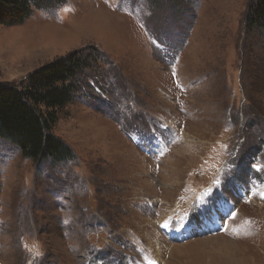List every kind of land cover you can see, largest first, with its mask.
Segmentation results:
<instances>
[{
    "label": "rangeland",
    "instance_id": "374dc122",
    "mask_svg": "<svg viewBox=\"0 0 264 264\" xmlns=\"http://www.w3.org/2000/svg\"><path fill=\"white\" fill-rule=\"evenodd\" d=\"M64 1L0 24V82L80 48L103 57L54 129L72 160L40 168L0 138V264H264L255 0Z\"/></svg>",
    "mask_w": 264,
    "mask_h": 264
},
{
    "label": "trees",
    "instance_id": "16d2710c",
    "mask_svg": "<svg viewBox=\"0 0 264 264\" xmlns=\"http://www.w3.org/2000/svg\"><path fill=\"white\" fill-rule=\"evenodd\" d=\"M64 2L0 0V24L23 23L35 9L51 8ZM246 23L264 33V0H255ZM101 56L95 46L87 51L80 48L42 65L19 84L0 82V138L15 144L23 157L40 168L45 162L58 165L72 160L75 155L72 148L54 133V129L63 109L78 96L83 77L96 70L95 65L102 61ZM257 152L240 154L241 169L236 167L232 173L236 182L244 175V170L252 172L251 165Z\"/></svg>",
    "mask_w": 264,
    "mask_h": 264
},
{
    "label": "snow or ice",
    "instance_id": "6c2138e0",
    "mask_svg": "<svg viewBox=\"0 0 264 264\" xmlns=\"http://www.w3.org/2000/svg\"><path fill=\"white\" fill-rule=\"evenodd\" d=\"M161 51H163V48H161ZM173 75H175V73H173ZM161 154H163V153H161ZM253 167L256 168L257 171L261 170L260 167L257 165H253ZM216 183L219 185L220 181H216ZM262 195H264V193H262ZM229 215L231 218H234L236 216V212L232 211L229 213ZM165 226H167V225H165ZM222 227L226 230L227 225L222 222Z\"/></svg>",
    "mask_w": 264,
    "mask_h": 264
},
{
    "label": "bare ground",
    "instance_id": "6f19581e",
    "mask_svg": "<svg viewBox=\"0 0 264 264\" xmlns=\"http://www.w3.org/2000/svg\"><path fill=\"white\" fill-rule=\"evenodd\" d=\"M177 173H178V172H177ZM172 174H173V173H172ZM177 179H178V178H174V177H173L172 179H170L174 186H177V185H178V183H175ZM202 223H203V222H202ZM202 223H201V221H200V226H201V228H203V224H202ZM204 228H205V227H204ZM204 228H203V229H204ZM175 247H176V246H174V247L171 246L172 249H175ZM169 248H170V247H169Z\"/></svg>",
    "mask_w": 264,
    "mask_h": 264
}]
</instances>
